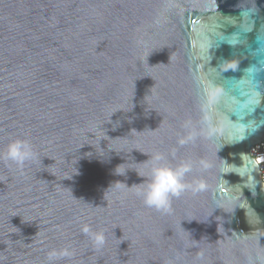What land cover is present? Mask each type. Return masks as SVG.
I'll return each mask as SVG.
<instances>
[{
	"label": "water",
	"instance_id": "water-1",
	"mask_svg": "<svg viewBox=\"0 0 264 264\" xmlns=\"http://www.w3.org/2000/svg\"><path fill=\"white\" fill-rule=\"evenodd\" d=\"M17 139L0 264H264V0H0V153Z\"/></svg>",
	"mask_w": 264,
	"mask_h": 264
},
{
	"label": "clouds",
	"instance_id": "clouds-1",
	"mask_svg": "<svg viewBox=\"0 0 264 264\" xmlns=\"http://www.w3.org/2000/svg\"><path fill=\"white\" fill-rule=\"evenodd\" d=\"M0 159L10 161L17 167L22 168L27 161H34L36 154L33 152L30 143L26 140H14L11 141L4 152L0 153ZM160 155L153 157L154 161L161 160ZM188 166L177 169H171L169 167L156 166L152 169L151 178L147 185V188L142 191H138V195L143 196L144 203L149 207H155L158 210H169L170 196L179 195L184 189L185 185L181 182L185 172H187ZM83 231L90 234V237L94 243V246L98 249L105 244L106 238L103 231L91 232L86 226ZM74 251L69 248H63L59 251L53 249L48 253V260L53 261L62 257H72Z\"/></svg>",
	"mask_w": 264,
	"mask_h": 264
},
{
	"label": "built area",
	"instance_id": "built-area-1",
	"mask_svg": "<svg viewBox=\"0 0 264 264\" xmlns=\"http://www.w3.org/2000/svg\"><path fill=\"white\" fill-rule=\"evenodd\" d=\"M251 155L260 167V175L262 182L264 183V141L252 148Z\"/></svg>",
	"mask_w": 264,
	"mask_h": 264
}]
</instances>
